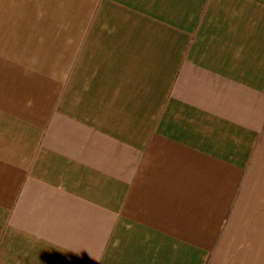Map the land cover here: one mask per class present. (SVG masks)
Wrapping results in <instances>:
<instances>
[{
	"label": "crops",
	"instance_id": "crops-1",
	"mask_svg": "<svg viewBox=\"0 0 264 264\" xmlns=\"http://www.w3.org/2000/svg\"><path fill=\"white\" fill-rule=\"evenodd\" d=\"M0 264H264V0H0Z\"/></svg>",
	"mask_w": 264,
	"mask_h": 264
}]
</instances>
